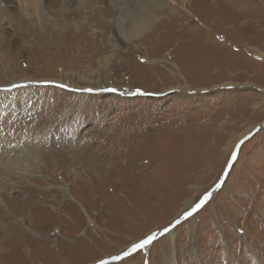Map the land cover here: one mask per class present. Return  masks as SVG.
Wrapping results in <instances>:
<instances>
[{
	"label": "rangeland",
	"instance_id": "obj_1",
	"mask_svg": "<svg viewBox=\"0 0 264 264\" xmlns=\"http://www.w3.org/2000/svg\"><path fill=\"white\" fill-rule=\"evenodd\" d=\"M7 1L17 20V0ZM50 4L30 32L17 23L1 29V87L37 80L2 88L0 180L11 189L0 187V264H264V58L251 49L264 52V38L231 43L254 66L231 61V86L175 91L187 82L174 71L192 65L211 77L226 62L187 55L178 38L164 48L142 44L111 19L97 24L73 9L59 18L68 25L55 26ZM84 22L98 54L88 38L73 37L70 66L59 58L58 33ZM96 81L106 89L91 88ZM75 94L87 96L77 104Z\"/></svg>",
	"mask_w": 264,
	"mask_h": 264
},
{
	"label": "bare ground",
	"instance_id": "obj_2",
	"mask_svg": "<svg viewBox=\"0 0 264 264\" xmlns=\"http://www.w3.org/2000/svg\"><path fill=\"white\" fill-rule=\"evenodd\" d=\"M208 1L209 0H69L68 2V0H17V12L20 17L15 20L12 15L16 13H11L12 11L10 10L11 12H9L8 10L10 3H8L7 0H0V40L1 37H3L1 29H4V26L9 27L14 23H17L25 31L30 32L32 30L31 21L37 20L40 22V20L42 21L43 19L44 21H47V19L44 18L46 16L44 7L51 2L50 5L56 8L54 11L55 13L53 12L54 14H52V20L55 26L60 24L62 26L68 25V21L66 22L65 17H67L71 9H73L72 13L76 16L84 17L87 21L95 20L97 24H100L104 18L111 19L112 24H115L116 32L122 35L124 34L129 38H137L142 44L146 42L148 43L152 40L154 44L156 43L157 46H162L164 48L170 46L174 42V38H178L177 46H183L187 55H189V52L199 50L211 53L214 59H221L226 62V66L221 67L216 74L212 73L211 77H206L207 75L204 74L201 69L198 70L196 66L192 67V65L185 73L181 69L178 72L174 71L173 74L176 78L180 77L187 82L183 88L181 86H178L177 88L173 86V90L175 91H177V89L179 91L183 90L182 92L185 91L184 89L189 91L192 89L191 87L194 88L192 91H199V89L203 90L205 88H211L214 85L213 83L217 84L225 80H227L228 83L225 84V86H231V61H235L233 66L236 69L242 67L241 65L243 64L248 66V71H251V69L253 70L254 67L247 65L246 62H243L244 58L239 54L241 52H237L236 54L231 52V43L241 48V44L248 41V38L249 40L255 42H259L262 38H264V19L259 18V16L264 13V0H242L243 2L241 4V0H210L212 1L211 4L214 5L215 9L207 7L206 2ZM102 4H104V6H101ZM88 9L89 13H86L85 11ZM225 15H236V18L238 19L237 23L231 24L230 21L226 20ZM62 16L65 18L63 19V22L59 19ZM27 21L29 22L25 25ZM73 23L78 26V22L73 21L71 24ZM79 27L81 30L78 32H71L69 29H66L62 33H58L59 41H61L60 45H62L59 47V58L71 60L69 57L75 50L70 46L71 44L69 45V43L73 40L71 39L73 37H82L86 40L88 38V40L91 41L90 46L94 50V55L98 54L96 47L100 45L99 39L93 38L94 35H84L87 23L84 22L79 24ZM92 27L97 28L93 25ZM144 32H147V34L142 36ZM125 39L127 40L128 38L126 37ZM111 43L118 46V42L114 37L112 38ZM251 49L253 52H256L264 58V52L260 51L258 47H251ZM178 58L179 60H184L183 56H179ZM247 60L249 59L246 58L245 61ZM184 61H209V59L200 57L198 60L190 58ZM237 61L238 63H236ZM72 62V60L67 61V64L72 66ZM105 62L108 63V61ZM38 63L39 62H36L34 66ZM47 64H43V68H46L45 70H48L47 66H49L50 63ZM170 64L176 67L175 61H170ZM10 65L11 67L20 66L17 61H11ZM224 71H229V74L226 75ZM228 77H230V80L227 79ZM257 77L258 76H256V78ZM34 80H37V78L27 77L24 75L20 78H14V80L8 81L7 83L4 82L2 84L10 87L16 83H30ZM44 80L50 79H42V81ZM63 80L62 82H65V80ZM80 80L92 81L87 76L78 75V81ZM1 81L2 79L0 78V82ZM68 85H70L69 87H72V85L77 86V88L82 87L72 80H70ZM1 86L2 85L0 84V119L3 124L5 123L4 114L7 110H9V107H7L9 103L7 92L2 89L5 88V86ZM91 88H97V90L103 91L104 88L106 89V85L100 81H96L95 86ZM75 95L78 97L77 104H79L83 98H86L84 96H87L85 94ZM111 96H114V99L117 98L116 95ZM262 106H264V102L261 107ZM215 115L216 114L208 116L209 120L214 121ZM175 121H177V118ZM179 127H181L180 129L183 128L187 130L182 133L191 132L192 129L196 130L194 128L190 129L180 125L177 129H179ZM177 129L173 128L172 130L177 131ZM2 148L3 145H0V152L2 151ZM3 149H5V147ZM38 166L37 168H39ZM3 183L8 182L0 180V187H4ZM7 188L11 189L9 183L7 184Z\"/></svg>",
	"mask_w": 264,
	"mask_h": 264
},
{
	"label": "snow or ice",
	"instance_id": "obj_3",
	"mask_svg": "<svg viewBox=\"0 0 264 264\" xmlns=\"http://www.w3.org/2000/svg\"><path fill=\"white\" fill-rule=\"evenodd\" d=\"M153 237H149L147 240L142 241L138 245H134L133 251L136 250L137 248H143L145 244L150 243L152 241ZM129 253H126L125 255H128ZM120 257H113V259H119ZM100 264H108L107 261L101 260Z\"/></svg>",
	"mask_w": 264,
	"mask_h": 264
},
{
	"label": "water",
	"instance_id": "obj_4",
	"mask_svg": "<svg viewBox=\"0 0 264 264\" xmlns=\"http://www.w3.org/2000/svg\"><path fill=\"white\" fill-rule=\"evenodd\" d=\"M174 225H172L170 228H167V230L163 231V232H167L169 229H171ZM161 232V233H163Z\"/></svg>",
	"mask_w": 264,
	"mask_h": 264
}]
</instances>
